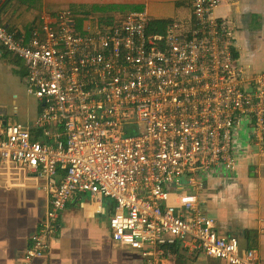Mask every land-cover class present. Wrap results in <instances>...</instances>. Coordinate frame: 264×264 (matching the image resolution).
I'll list each match as a JSON object with an SVG mask.
<instances>
[{"label":"built area","instance_id":"2783aa9c","mask_svg":"<svg viewBox=\"0 0 264 264\" xmlns=\"http://www.w3.org/2000/svg\"><path fill=\"white\" fill-rule=\"evenodd\" d=\"M191 1L186 32L172 22L165 33H146L148 13L136 10L121 25L85 21L79 33L63 8L42 10L40 28L22 45L0 17V44L25 60L26 93L41 103L28 114L54 137L42 143L24 120L0 119V160L39 169L50 196L21 264L45 253L71 201L93 215L107 212L112 238L145 264H175L162 253L177 240L227 264H264L218 230L197 178L219 164L233 167V130L246 116L264 151V70L245 69L233 55V30L215 15L222 0ZM126 68L128 77L120 74ZM131 116L144 129L126 135ZM182 181L186 216L169 202L170 187Z\"/></svg>","mask_w":264,"mask_h":264},{"label":"crops","instance_id":"0c3cea01","mask_svg":"<svg viewBox=\"0 0 264 264\" xmlns=\"http://www.w3.org/2000/svg\"><path fill=\"white\" fill-rule=\"evenodd\" d=\"M130 3H134L136 10L147 11L150 21L146 33H165L172 22L178 23L183 32L192 28L191 0H130ZM215 15L227 20L233 30L232 52L238 62L245 69L263 71L264 0H222ZM122 23L112 18L107 24L93 25L108 27ZM4 26L22 45H28L31 32L19 38L15 30ZM130 72L126 68L120 74L128 77ZM26 76L25 60L0 44V119L5 123L24 120L32 139L52 143L53 130L50 135L45 134L28 114L40 108L41 103L26 93ZM122 127L126 135H134L144 129V124L131 116ZM251 131L252 119L246 116L233 130V167L219 164L211 170L199 171L197 178L203 185L202 207L215 217L218 230L234 235L240 252H250L264 261V151L259 150ZM61 179L62 172L58 171L55 181ZM45 180L39 169L29 170L15 161L0 160V264H21L33 233L46 222L50 196L43 189ZM169 191V202L176 206L178 214L186 216L182 207L186 196L184 181L171 186ZM48 242L45 253L31 264H145L138 251L112 238L107 212L93 215L79 209L75 201L59 212L58 225ZM163 248L162 256L175 264H227L202 249L188 247L183 240Z\"/></svg>","mask_w":264,"mask_h":264},{"label":"trees","instance_id":"16d2710c","mask_svg":"<svg viewBox=\"0 0 264 264\" xmlns=\"http://www.w3.org/2000/svg\"><path fill=\"white\" fill-rule=\"evenodd\" d=\"M70 13V18L73 21L74 25L76 26V30L79 33H82L84 25V21H86V17H89L91 19V14L87 12L86 14L77 8H67ZM63 8H51L50 6H47L45 8H37L34 5L30 4L29 2L22 1V0H0V17L1 22L3 25L10 26L13 30H15L17 33V37L21 38L24 37V33L28 32L32 34V32L36 29H39L40 27V13L42 10H47L49 12H56ZM98 19H101L97 15ZM102 20V19H101ZM91 21V20H88ZM93 22V20L91 21ZM107 24L109 22V19L102 20L101 23ZM94 24V22H93ZM99 24V23H95Z\"/></svg>","mask_w":264,"mask_h":264},{"label":"rangeland","instance_id":"374dc122","mask_svg":"<svg viewBox=\"0 0 264 264\" xmlns=\"http://www.w3.org/2000/svg\"><path fill=\"white\" fill-rule=\"evenodd\" d=\"M29 2L37 8H45L50 6L51 8H77L82 10L86 16L87 12L90 13L92 18L86 17V21L93 20L94 23L102 24L101 21L105 19H117V21L124 22L125 14L131 10L135 11L134 3H130V0H22ZM97 15L102 19H98ZM85 22V21H84ZM119 23V22H118ZM126 128V127H125ZM128 133L132 131L126 130ZM179 263V262H178ZM180 264V263H179Z\"/></svg>","mask_w":264,"mask_h":264},{"label":"water","instance_id":"95a60500","mask_svg":"<svg viewBox=\"0 0 264 264\" xmlns=\"http://www.w3.org/2000/svg\"><path fill=\"white\" fill-rule=\"evenodd\" d=\"M236 210H238V209H236Z\"/></svg>","mask_w":264,"mask_h":264}]
</instances>
